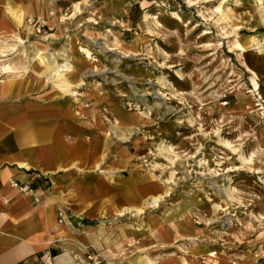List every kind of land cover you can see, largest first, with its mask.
<instances>
[{
	"label": "rangeland",
	"instance_id": "rangeland-1",
	"mask_svg": "<svg viewBox=\"0 0 264 264\" xmlns=\"http://www.w3.org/2000/svg\"><path fill=\"white\" fill-rule=\"evenodd\" d=\"M1 3L24 16L0 81L64 111L81 147L71 264H264V0ZM50 53L67 83L41 74Z\"/></svg>",
	"mask_w": 264,
	"mask_h": 264
},
{
	"label": "crops",
	"instance_id": "crops-1",
	"mask_svg": "<svg viewBox=\"0 0 264 264\" xmlns=\"http://www.w3.org/2000/svg\"><path fill=\"white\" fill-rule=\"evenodd\" d=\"M13 80L0 83V264H71L83 240L72 215L87 197L70 171L81 147L70 140L64 111L25 102Z\"/></svg>",
	"mask_w": 264,
	"mask_h": 264
},
{
	"label": "bare ground",
	"instance_id": "bare-ground-1",
	"mask_svg": "<svg viewBox=\"0 0 264 264\" xmlns=\"http://www.w3.org/2000/svg\"><path fill=\"white\" fill-rule=\"evenodd\" d=\"M6 15H8L10 20L6 17ZM23 16L24 15L21 10H5V8L2 6V8H0V34L3 35L4 31L2 29H6V27H9L10 25H18L19 23L22 24L21 20L23 19ZM11 20L13 22H11ZM63 61L62 63H58L54 58V55L50 53V56L47 57L46 71H43L41 74H44L46 79H51V81H54L56 84H60L61 81L66 82L67 79L64 78V75L66 74L65 72L71 73V66L67 61ZM0 83H4L3 80H1ZM253 89H255V91L258 89L257 83H254ZM159 197L160 195L153 196L152 203L155 204Z\"/></svg>",
	"mask_w": 264,
	"mask_h": 264
},
{
	"label": "built area",
	"instance_id": "built-area-1",
	"mask_svg": "<svg viewBox=\"0 0 264 264\" xmlns=\"http://www.w3.org/2000/svg\"><path fill=\"white\" fill-rule=\"evenodd\" d=\"M11 184L13 186L18 187L22 191H31V188L29 185H18V183L15 181H12ZM0 234H1V231H0ZM84 261H85V264H103L104 257L98 251L94 249H89L84 253Z\"/></svg>",
	"mask_w": 264,
	"mask_h": 264
}]
</instances>
